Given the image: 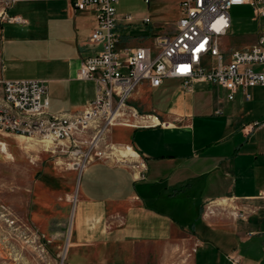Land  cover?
Listing matches in <instances>:
<instances>
[{
	"label": "crops",
	"instance_id": "1",
	"mask_svg": "<svg viewBox=\"0 0 264 264\" xmlns=\"http://www.w3.org/2000/svg\"><path fill=\"white\" fill-rule=\"evenodd\" d=\"M7 14L20 22L1 23V77L47 82L52 89L48 94L50 113L81 110L94 97L93 84L77 80L76 74L81 62L100 50L89 40L96 27L95 11H76L67 0H22L15 2ZM142 29L134 35L129 25L120 22V47L147 44L149 27ZM256 38L257 31L255 42ZM35 51L45 62L39 70L32 62ZM172 81L164 80L157 89L143 82L132 94L130 103L151 120L110 128L108 141L115 146H130L134 156L125 163L95 160L81 173L72 246L104 247L114 242L149 245L193 238L197 252L209 242L206 231L194 225L198 221L206 229L230 231L245 243L257 233L263 241L264 200L258 194L264 191V167L256 169L260 165L258 156L249 151L256 132L246 135L243 131L245 125L260 121L243 105L250 103L253 95L249 102L239 94L228 101L220 88L195 84L191 91H184L179 81L167 111H154L152 92L167 90ZM73 84L81 86L78 99L69 97L68 88ZM201 93L212 95V101L195 100L194 96ZM195 129L201 133L197 135ZM130 162L144 164V169H138L144 173L143 179H136ZM178 199L190 203L195 218L191 227L181 225L171 215L179 205ZM228 207L245 208L250 213L243 220ZM250 225L260 230H251L246 236L240 232ZM234 251L224 256L228 264L229 255L238 257L240 264H262V260H245Z\"/></svg>",
	"mask_w": 264,
	"mask_h": 264
},
{
	"label": "built area",
	"instance_id": "2",
	"mask_svg": "<svg viewBox=\"0 0 264 264\" xmlns=\"http://www.w3.org/2000/svg\"><path fill=\"white\" fill-rule=\"evenodd\" d=\"M18 1L22 0L1 1V23L20 22L7 14ZM67 1L76 11H95L96 27L89 40L100 50L83 60L76 74L77 80L93 84L94 97L81 110L50 113L44 80H5L0 75V134L34 139L47 149L52 146L67 154L72 159L69 169L78 174V180L95 160L126 162L118 151L127 146H115L107 135L113 126L151 120L130 103L143 82L157 89L164 80L177 79L186 91L195 84H210L224 90L228 101L239 94L249 102L251 89H264V0H175L178 18L164 28H156L149 17L118 16L115 5L119 0ZM142 1L149 5L153 0ZM241 5L252 9L256 42L243 49H226L223 40L231 30L229 10ZM135 21L149 27V42L120 47L123 41L118 24ZM262 127L264 120L253 121L243 131L249 135ZM128 164L137 180L144 178V173L138 172L144 169L143 163ZM258 198L264 200V191ZM249 213L245 208L233 210L234 216L243 220ZM227 258L230 264H240L236 256Z\"/></svg>",
	"mask_w": 264,
	"mask_h": 264
},
{
	"label": "rangeland",
	"instance_id": "3",
	"mask_svg": "<svg viewBox=\"0 0 264 264\" xmlns=\"http://www.w3.org/2000/svg\"><path fill=\"white\" fill-rule=\"evenodd\" d=\"M115 9L118 16L131 15L136 19L149 17L153 24L162 28L178 17L175 0H153L149 5L142 0H119ZM229 13L231 32L224 40L226 49L252 45L257 27L251 7L233 6ZM129 27L134 35L142 29L138 21ZM39 56L37 51L31 56L36 70L45 66ZM45 84L50 95L52 89L47 82ZM168 84L167 90L163 88L152 92L151 107L154 111H167L179 80L173 79ZM78 87L81 89L79 85H70L69 97H80ZM250 91L253 100L243 105L251 116L261 121L264 116V89L255 87ZM212 98L208 93L194 96L195 100L208 103ZM195 132L198 135L201 130L195 129ZM255 132V143L249 147V151L257 154L260 165L256 169L260 170L264 167V127ZM3 144L6 150L2 152ZM70 162L72 159L67 154L60 153L52 146L47 149L34 139L0 134V264H193L194 254L195 264H228L224 256L232 249L245 260H262L264 264L261 234L250 236L245 243L238 236L231 235L230 231L206 229L200 221L194 225L206 231L209 242L198 248L197 252L193 238H177L170 243L149 245L114 242L104 247L72 246L79 180L78 174L69 169ZM177 203L179 205L175 206L172 217L183 226L195 222L190 203L183 199H178ZM208 205L206 203V211ZM216 208L224 210L220 206ZM227 210L234 209L228 207ZM251 230L260 229L250 225L240 232L246 236Z\"/></svg>",
	"mask_w": 264,
	"mask_h": 264
},
{
	"label": "bare ground",
	"instance_id": "4",
	"mask_svg": "<svg viewBox=\"0 0 264 264\" xmlns=\"http://www.w3.org/2000/svg\"><path fill=\"white\" fill-rule=\"evenodd\" d=\"M30 140V139H29ZM32 140V139H31ZM2 152L6 150V147H5V144H3V147L1 148ZM119 155L121 157H126V158H131L134 156V151L132 150V148L130 146H127V148H120L119 151H118ZM223 203H225V201H222ZM73 214V213H72ZM72 220V219H71ZM68 246V243L67 245L65 246V248ZM64 252H65V249H64Z\"/></svg>",
	"mask_w": 264,
	"mask_h": 264
}]
</instances>
